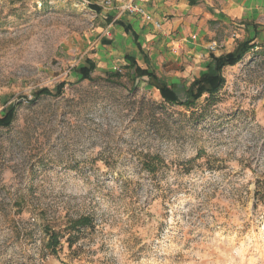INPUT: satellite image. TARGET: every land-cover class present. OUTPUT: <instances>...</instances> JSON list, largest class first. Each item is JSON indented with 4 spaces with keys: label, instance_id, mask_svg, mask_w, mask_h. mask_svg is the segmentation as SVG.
<instances>
[{
    "label": "rangeland",
    "instance_id": "1",
    "mask_svg": "<svg viewBox=\"0 0 264 264\" xmlns=\"http://www.w3.org/2000/svg\"><path fill=\"white\" fill-rule=\"evenodd\" d=\"M129 2L0 0V117L14 108L0 264H264V49L223 69L214 98L166 105L141 81L131 91L121 59L99 60L106 18ZM86 59L94 81L76 72ZM44 226L62 234L54 254Z\"/></svg>",
    "mask_w": 264,
    "mask_h": 264
},
{
    "label": "crops",
    "instance_id": "2",
    "mask_svg": "<svg viewBox=\"0 0 264 264\" xmlns=\"http://www.w3.org/2000/svg\"><path fill=\"white\" fill-rule=\"evenodd\" d=\"M129 3L142 8L151 21H144L139 15L110 14L108 17L112 19L107 21L103 33L107 37L99 38V60L113 67L121 59L126 66L124 58L131 57L141 69L153 73L161 82L165 80L163 83L172 86L177 96L182 93L179 99H184L191 82L206 72L210 55L229 54L246 41L264 49V0H130ZM212 41L224 45L214 54L207 51Z\"/></svg>",
    "mask_w": 264,
    "mask_h": 264
},
{
    "label": "trees",
    "instance_id": "3",
    "mask_svg": "<svg viewBox=\"0 0 264 264\" xmlns=\"http://www.w3.org/2000/svg\"><path fill=\"white\" fill-rule=\"evenodd\" d=\"M89 8L95 12L100 11V8L95 5H90ZM111 19V17H107L106 21L110 22ZM125 29L127 32L128 28ZM103 43L105 44L108 42L103 40ZM254 47L255 45L251 44V41H246L239 43L232 53L221 55L219 57L210 55V61L206 67V72L191 82L185 92L184 99L178 98L172 86L166 85L165 83L161 82L153 73H150L148 70L141 69L136 64L133 58L128 56L124 58L126 62V66H124V69L128 75H131V81L133 83L131 91H135L138 86V81H141L147 86L155 89L164 104L191 110L195 108V105L203 96H206L209 100L214 98V96L219 93V91L225 84V80L222 76L223 69H225L226 67L236 66L243 60L248 52L253 50ZM95 69V62L86 59L85 66L78 68L76 72L80 76V81H94L91 78V74L95 71ZM131 72L132 74H130ZM119 78L120 75L118 73H113L108 74L103 80H100L106 84H117ZM64 86V84H60L55 87L53 91L42 89L38 91L34 97L35 99H38L40 97H58L62 94ZM13 120L14 108L11 107L6 111L4 116L0 117V128H9ZM89 223L90 220L88 217H81L77 220L72 221L70 223V226L75 231V233H78L79 230L88 228ZM43 231L45 236L47 237L45 248L52 254L56 253V250L60 246L61 240L63 238L62 234L51 230L48 226H44ZM74 240V234L69 235L66 238V243H68V245L70 246L72 245Z\"/></svg>",
    "mask_w": 264,
    "mask_h": 264
},
{
    "label": "built area",
    "instance_id": "4",
    "mask_svg": "<svg viewBox=\"0 0 264 264\" xmlns=\"http://www.w3.org/2000/svg\"><path fill=\"white\" fill-rule=\"evenodd\" d=\"M87 3L89 4V2H87ZM110 4L111 3L109 1H103V2H101V4H99V8L102 10L108 9ZM123 9H124V11L128 12V14H130V15H139L143 18L144 21H147V22L151 21V17L149 15H147L142 8L135 6L132 3H128L126 6H124ZM155 27L159 28V24L156 23ZM222 47H223L222 42L212 41L208 44L207 51L209 53L213 54L216 51H218L219 49H221Z\"/></svg>",
    "mask_w": 264,
    "mask_h": 264
}]
</instances>
